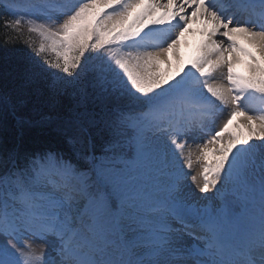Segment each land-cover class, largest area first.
I'll return each mask as SVG.
<instances>
[{"label": "snow or ice", "instance_id": "obj_1", "mask_svg": "<svg viewBox=\"0 0 264 264\" xmlns=\"http://www.w3.org/2000/svg\"><path fill=\"white\" fill-rule=\"evenodd\" d=\"M0 26V264H264V0H0Z\"/></svg>", "mask_w": 264, "mask_h": 264}, {"label": "bare ground", "instance_id": "obj_2", "mask_svg": "<svg viewBox=\"0 0 264 264\" xmlns=\"http://www.w3.org/2000/svg\"><path fill=\"white\" fill-rule=\"evenodd\" d=\"M204 27L201 20H194L191 23L190 30L185 33L184 37L181 39V44L179 46V64L181 66L188 65L194 59L197 48L200 42V31ZM177 65V60L172 59L173 71H175ZM237 71L240 73H245L246 68L241 64Z\"/></svg>", "mask_w": 264, "mask_h": 264}, {"label": "trees", "instance_id": "obj_3", "mask_svg": "<svg viewBox=\"0 0 264 264\" xmlns=\"http://www.w3.org/2000/svg\"><path fill=\"white\" fill-rule=\"evenodd\" d=\"M27 18L22 19V23L15 28H10L7 30V34L10 39L12 40H19L22 43H26L27 45L39 49L41 44H44L45 47L49 44V41L43 39L38 31L35 29L28 27L29 25L26 22ZM5 36V30L0 26V41H2L3 37ZM0 54H3V50L0 49ZM49 57L54 59V54L51 53L50 49L46 53Z\"/></svg>", "mask_w": 264, "mask_h": 264}, {"label": "rangeland", "instance_id": "obj_4", "mask_svg": "<svg viewBox=\"0 0 264 264\" xmlns=\"http://www.w3.org/2000/svg\"><path fill=\"white\" fill-rule=\"evenodd\" d=\"M26 22H28L27 23L29 25L28 27H31V28L35 29L36 31H38L40 33V35L43 37V39H45V36L42 35V32L44 31V29L41 26L42 23H43L42 20L30 21L29 19H26ZM46 41H48V40H46ZM49 43H50V41H49ZM200 163L201 162L199 160H197V158H196V156L194 154L193 155V167H194V169L199 170Z\"/></svg>", "mask_w": 264, "mask_h": 264}]
</instances>
